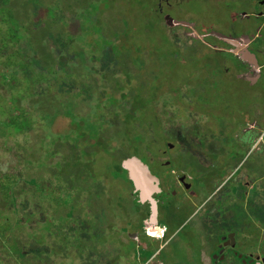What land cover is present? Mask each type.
Instances as JSON below:
<instances>
[{
    "label": "trees",
    "instance_id": "obj_1",
    "mask_svg": "<svg viewBox=\"0 0 264 264\" xmlns=\"http://www.w3.org/2000/svg\"><path fill=\"white\" fill-rule=\"evenodd\" d=\"M129 1L0 0V145L12 138L21 162L0 174V264H96L108 253L99 241L151 213L133 200L125 162L162 134L150 104L172 103L147 93L161 81L147 82L124 51L130 20L114 9ZM61 119L69 127L56 132ZM104 159L117 178L89 168Z\"/></svg>",
    "mask_w": 264,
    "mask_h": 264
},
{
    "label": "rangeland",
    "instance_id": "obj_2",
    "mask_svg": "<svg viewBox=\"0 0 264 264\" xmlns=\"http://www.w3.org/2000/svg\"><path fill=\"white\" fill-rule=\"evenodd\" d=\"M161 1L130 0L129 2H117L116 5L114 4L116 18L122 21V18L127 16V19L130 20L129 28L123 30L120 37L123 47L124 43L126 44L124 51L129 50L132 53L130 55L133 61L131 63L133 68L134 64H136L140 72L143 73L145 71L148 77L146 81L149 83H153L156 78L161 81L159 92L157 91L158 88L150 86V84L147 93L152 94L153 99L166 97L172 103V105H168L167 108L170 109L167 112L159 110L162 105L156 107L154 105L155 102L151 103L148 113L150 117L148 119L154 121V115H156L160 118L162 126V122L166 121L165 114H167L168 119L174 122L167 127L170 128L169 130H171L172 126H180L182 122V125L186 128V134H188V131L189 133L193 131L198 133L197 137L200 139L204 135H209V138H213L215 136L214 132L210 131L209 133V130L214 128L216 119L221 117L218 113L221 111L225 113L230 111L231 108L236 110L232 103L233 100L236 101L239 108L250 105L255 101V91L247 90L242 92L238 89L236 82H239L240 74L236 66L241 58L239 55L241 50L244 47L245 49L246 47L251 48V45L254 47L259 41L249 44L251 36L248 33L256 26V21L253 18L251 20L247 19L248 16H252V13L254 16L257 15L259 8L257 9L255 6L256 4L259 6V3L254 0L253 2H251L252 0H172L169 5L165 1L162 2L161 9L159 6ZM122 3L125 5L122 6ZM249 28L251 30L248 32ZM131 32H133V36L126 38ZM254 33L252 34L255 36ZM146 57H148V61L145 62L143 60H146ZM226 70H229V73L226 74ZM225 87L227 91L222 93ZM222 94L224 95L222 96ZM221 96L224 106L228 105L229 107L226 109L223 107L222 110L211 107L208 98L212 97L213 101L217 102V100L221 99ZM116 97L119 98V95H116ZM261 99L263 101L264 96ZM191 100H193V103H191ZM119 105L121 106L122 103L120 102ZM204 106H206V110H204ZM244 117H241L239 124H245ZM192 120L193 123L197 122L198 125L194 127L190 126L189 123L187 127L185 122ZM253 121L256 122L254 119ZM157 123L160 124L159 122ZM166 125L163 124V126ZM154 126V128L157 127L156 124ZM68 127L69 121L61 119L57 123L55 131L63 132ZM236 129H243L242 125L239 128L236 127ZM153 139L155 144L151 142L141 144L139 138L134 137V142L138 143L140 141L138 145L141 144V147L140 150L137 149L138 151L129 152L130 158H138L143 162L149 161L147 150H150V148H154V150L164 148L165 138L162 134L153 135ZM219 144L224 147L223 143ZM14 146L15 143L12 138L5 145H0V174L13 173L14 164L19 165L21 163L16 160V152L9 150ZM193 146H196V144L194 143ZM233 146L232 144L229 145L230 151H232ZM38 155L37 153L35 158ZM221 156L222 153L220 151L217 153V157L220 158ZM115 159H112L113 164L118 160L117 158ZM42 161H44V157L41 155L38 157L37 163L40 162L41 165ZM45 161L50 163L53 160L46 159ZM162 161L163 159H161ZM207 161L215 163L218 160L208 158ZM113 164L109 167L110 161L104 159L101 163L100 161H95L89 168L95 173L98 172L97 175L105 173L117 178L118 174L115 171L118 170ZM250 164L255 166L257 160L251 159ZM250 164L249 166H251ZM18 168L21 169L20 166ZM248 169V165H245L240 169V174L249 173V171L246 172ZM105 181L108 188L110 187L113 191L110 196H114L116 194L114 189L117 183H113L110 186L108 181L111 180L106 179ZM187 181L192 184L193 180L190 178ZM226 190L227 188L223 192L217 193L213 199H208L207 202H204L203 197L206 188L201 189L198 186V190L195 188L194 193H192V198H194L192 203L189 201L183 204L181 198L175 200L176 206L181 205L175 221L170 222L167 219L164 208L161 211L160 220L168 226L171 224L173 227L182 224L176 234L178 238L184 240L191 238L189 241L203 242L202 249L199 252L202 254L205 252L206 256L209 252L213 253V258H215L217 256L216 245L219 243V236L226 233L228 224L223 222L225 216L220 217L219 220L222 219V222H218L219 220L217 218L215 220L214 215L209 211L211 206L220 204V198L222 196L225 197ZM202 194L203 197H201ZM115 197H118V195L116 194ZM118 199L115 201L123 202L125 206H129L126 198ZM226 202L227 200H225V204ZM259 204V206L264 207V200H261ZM235 206L236 204L232 207L235 208ZM255 215L256 213H250L247 219L249 232H252V227H254ZM253 232V237L256 238L258 236L256 229ZM252 242H254V245L249 243L248 249L251 250L253 248V251H256L258 242L256 239ZM177 245L178 242L174 245L175 252L177 251ZM186 251V256H188L189 251ZM177 255L182 257L183 253L180 252ZM172 260L170 264H180L177 261L175 262L176 258Z\"/></svg>",
    "mask_w": 264,
    "mask_h": 264
},
{
    "label": "flooded vegetation",
    "instance_id": "obj_3",
    "mask_svg": "<svg viewBox=\"0 0 264 264\" xmlns=\"http://www.w3.org/2000/svg\"><path fill=\"white\" fill-rule=\"evenodd\" d=\"M164 1L169 5L172 0H162L159 4L161 9V3ZM256 2L259 3L257 15L254 16L252 13V16L247 17L248 20L253 18L256 21V26L252 28V31H250L251 28L247 30L250 31L248 34L251 36L249 44L259 40L256 46L252 47L251 45L249 48L251 54L255 55V60L244 61L241 57L236 66L239 69L240 79L244 75L243 78L249 83V90L256 92L255 101L249 105L248 111L239 113V120L245 116V124H239L240 121L238 123V128L241 125L243 128L238 129L239 138L228 133L225 137L223 136L226 159L217 157L218 150L214 142L219 136V132L214 131L215 128L223 130L225 126L215 125L213 129L209 130V133L210 131L214 132L213 138L204 135L200 139L197 137L198 133L193 131L189 133L187 130L188 134H186V128L182 122L180 126H172L169 130L170 128L167 127L174 122L167 119V114H165L166 121L162 122V136L165 138L164 148L161 150L150 148L147 152L149 161L147 160L146 164L152 175L156 176L160 182L161 193L155 195L159 201V212L164 208L165 210L176 209L179 213L181 205L176 206L175 200L181 198L183 204L189 201L192 203L194 189L197 185L200 187L204 185L203 183H206L205 180L208 178L216 184V191L210 199L227 188L226 198L222 196L220 204L211 206L209 211L214 215L215 220L225 216L223 222L228 224L226 233L219 236V243L216 245L218 259L215 264H225V261L226 264H264V207L259 206V202L264 200V102L261 99L264 96L262 86L264 84V0H256ZM253 32H255V36L252 34ZM227 73L229 70H226ZM224 91L222 90V93ZM222 96L217 102L209 97L211 107L228 108V105L224 106ZM164 107L162 111H169L168 104ZM203 108L207 109L206 106ZM228 115L230 122L231 120L238 121L239 115L234 117L231 111H228ZM185 123L187 127L189 123L194 127L198 125L197 122L193 123V120ZM163 124L167 125L163 126ZM229 142L231 143L228 144ZM151 143L155 144L153 140ZM194 143L196 146H193ZM231 144L234 145L232 151L228 148ZM224 147L220 150L222 153ZM208 158H215L218 161L215 162L216 164L210 163L207 161ZM161 159H163L162 162ZM251 159L257 160V166L250 164ZM232 162H236V164L231 165ZM245 165H248L249 169L246 172L249 171V173L240 174V169ZM158 172L160 175L157 174ZM190 178L193 180L192 184L187 181ZM225 200H227L226 204ZM234 204H236L235 208L232 207ZM148 205L151 210V205ZM250 213H256L252 232H249L247 224ZM221 220L218 222H222ZM254 229L258 235L256 238L253 237ZM254 239L258 242L256 251H253V248L248 249L249 243L254 245L252 242ZM222 257H224V261L219 262Z\"/></svg>",
    "mask_w": 264,
    "mask_h": 264
},
{
    "label": "crops",
    "instance_id": "obj_4",
    "mask_svg": "<svg viewBox=\"0 0 264 264\" xmlns=\"http://www.w3.org/2000/svg\"><path fill=\"white\" fill-rule=\"evenodd\" d=\"M239 55L242 57V59L245 61H251L255 60V55L251 54L249 51V48L244 47L243 50H241V53ZM245 77L242 75V79H240L239 82H236L237 87L240 91L245 92L249 90V83L243 78ZM241 78V77H240ZM216 80V78H215ZM264 89V84H262ZM224 93L227 91V88L225 87ZM264 102V99H263ZM234 104V107L236 110L230 109V111L234 114V117L238 116L239 113H245L248 111L249 105H245L242 108H239L238 104L235 100L232 101ZM220 108V107H219ZM222 110V108H220ZM226 109V108H224ZM223 120L216 119L214 125H223L225 128L221 130L220 128L216 127L214 131L219 132V136L215 142V147L217 148V153L220 152L222 147L219 143H223V136L225 137L226 133L236 135L239 138V130L236 129L238 127V121L240 119V115L237 117L238 121L229 120L228 111L223 113L222 111L218 113ZM225 114V115H224ZM221 121V122H220ZM219 122V123H218ZM225 143V142H224ZM222 153V158L226 159V151ZM216 153V154H217ZM236 164V162H232L231 165ZM206 183H203L202 188H206V192L204 193L203 201L207 202L208 199L213 195L214 191H216L215 187L216 184L211 182L208 179L205 180ZM213 183V184H212ZM196 190H198V186H196ZM203 196V194H202ZM164 199V197H163ZM133 200L138 203L135 200V192ZM139 204V203H138ZM146 204H149V202L143 205L141 208H143ZM146 211H141V217L138 219L139 222L135 225L126 226H120L119 231L117 233L116 237H113L112 239H108L107 241L98 242V245L106 244V249H103V251H107L106 257L99 256V259L96 261V264H170L172 263V259H177L175 262H179L180 264H215L217 262L218 257L213 258L214 254L210 253L206 256L205 252L202 254L199 252L201 251L203 242L200 241H189L191 238L184 240L178 238V231L180 230L182 224L177 225L176 227H173L171 224L169 226L162 222L160 220L161 212H159L158 215V225L159 226H165L168 229L167 235L162 240H157L155 238L149 237L146 233V226L151 225L155 226L154 223L151 221V213H148L147 216H145ZM167 219L172 222L177 219L178 210L171 209L166 210ZM143 219L142 225L140 224V219ZM178 242V247L176 248L174 245ZM196 243V244H195ZM192 245V246H191ZM190 246V247H188ZM99 248V246H98ZM189 248V249H188ZM186 250L189 251V255L186 256ZM183 253V256H178V253ZM224 257L220 258L219 262H223ZM77 264V263H75ZM81 264V263H79ZM226 264V261H225Z\"/></svg>",
    "mask_w": 264,
    "mask_h": 264
},
{
    "label": "water",
    "instance_id": "obj_5",
    "mask_svg": "<svg viewBox=\"0 0 264 264\" xmlns=\"http://www.w3.org/2000/svg\"><path fill=\"white\" fill-rule=\"evenodd\" d=\"M128 169V178L132 180L135 188V200L139 204L149 202L151 205V221L158 225L159 201L155 195L161 193L158 178L152 175L146 162L138 158H130L125 162ZM247 264V263H246Z\"/></svg>",
    "mask_w": 264,
    "mask_h": 264
},
{
    "label": "built area",
    "instance_id": "obj_6",
    "mask_svg": "<svg viewBox=\"0 0 264 264\" xmlns=\"http://www.w3.org/2000/svg\"><path fill=\"white\" fill-rule=\"evenodd\" d=\"M148 224L146 226V233L149 237L155 238L157 240H162L166 237L168 229L165 226H151Z\"/></svg>",
    "mask_w": 264,
    "mask_h": 264
}]
</instances>
